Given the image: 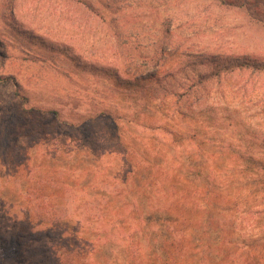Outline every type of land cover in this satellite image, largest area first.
<instances>
[{
	"label": "rangeland",
	"instance_id": "obj_1",
	"mask_svg": "<svg viewBox=\"0 0 264 264\" xmlns=\"http://www.w3.org/2000/svg\"><path fill=\"white\" fill-rule=\"evenodd\" d=\"M246 62L261 69L236 67L193 86L198 72ZM154 73L156 82L147 79ZM158 87L189 93L180 111L175 97L153 94ZM123 151L136 162L147 156L143 166L162 173L141 204L175 216L159 207L180 202L171 190L179 171L176 182L185 179L193 195L198 187L220 192L217 208L204 213L215 241L226 228L223 246L241 249V229H251L258 261L264 215H253L264 209V176L246 171L251 153L264 157V0H0V264H58L13 237L15 223L28 211L35 219L37 202L67 204L76 216L80 203L115 198L96 195L103 178L89 179L95 155ZM103 163L114 175L131 167L113 156ZM41 185L43 194L34 191ZM233 204L248 211L233 213Z\"/></svg>",
	"mask_w": 264,
	"mask_h": 264
},
{
	"label": "trees",
	"instance_id": "obj_2",
	"mask_svg": "<svg viewBox=\"0 0 264 264\" xmlns=\"http://www.w3.org/2000/svg\"><path fill=\"white\" fill-rule=\"evenodd\" d=\"M244 66L251 67L255 71L261 69L257 63L249 65L246 62L240 65L226 66L225 70H218L210 75L198 72L194 78H190L194 80L193 86H199L206 81L220 78L222 74L233 72L236 67L243 69ZM173 77V73L165 75V79ZM147 79L156 82L157 75L151 74ZM157 93H162V98L175 97V104L179 111V107L183 105V100L189 94L188 92L172 93L160 87L153 90V94L159 96ZM180 139L183 140V138ZM165 143L167 141L163 140L159 144L160 146L163 145L161 147L163 150L166 149ZM120 144L122 147L127 145L126 139L121 138ZM129 152L103 153L94 157L97 170L92 172L89 180L94 182L96 179L103 178L95 186L96 195H101V192L113 193L115 198L106 199L108 200L106 202L95 199L89 203H80L77 210L82 213L76 216L69 212L72 205L67 210V204L64 206L59 203L46 204L41 202L40 204L37 202V217L33 219L32 211H28L30 216L23 217L15 223L19 228L13 231V237L32 242L31 252L36 256L38 254L35 248L39 249L38 247L44 250L45 254L51 253V259L58 260V264H264V249L260 248L256 250L258 261H251V229L249 231L246 227L241 229L242 232H247L246 241L242 242L241 249H237L236 246H223V244L231 242L229 231L226 228L223 233L217 236L219 240L215 241L216 235L213 234L215 227L212 220L209 223L205 222L204 213L217 208V202L220 203L217 201L221 196L220 192L212 190L207 193L204 191V187H198L196 195H193L186 189L185 179L176 182L177 177H182L178 175L179 171H175L173 174L175 183L171 186V190L176 196L178 192L181 193L179 196L181 203L178 202L173 205L165 203L159 207V210H164V212L167 210L174 211L175 216L169 214L163 216L164 214L161 213L162 216H159L158 208L152 210L156 208L152 202L146 201L145 205L141 204L140 195L146 193L145 187L151 186V180L159 181L162 173L156 167L145 168L143 166L148 160L147 156L142 155L140 161H138L140 159L138 157L136 162L133 157L135 152ZM109 156H113V159L117 160L120 165L128 164L131 166L127 174L123 175L124 170L121 168L117 172L118 174L110 173L103 163L104 158ZM263 159H258L257 155L251 153V172L247 170L246 174H251V177L256 175L257 178L259 175L264 176ZM99 162L103 165L98 166ZM175 166L176 164H174ZM77 171L83 172L84 170L78 169ZM196 174L200 176L195 173L193 178L197 176ZM247 175L243 171L237 173L238 177H246ZM132 177L134 180L129 187L130 182L128 184L127 182ZM82 178L81 173L80 179ZM138 179L143 180L140 182ZM141 183H145L144 186H141ZM89 185L90 183L84 188ZM34 191L43 194V186H37ZM130 191H134L132 198H125V195H128ZM255 193L253 192V194ZM233 205L232 212H237V210L248 211ZM20 207L24 209V205ZM50 209L51 212L47 211ZM254 214V217L264 215V209ZM197 215L199 216L195 223L198 225H194ZM220 222V219L216 220L215 225H219ZM84 226L87 228L91 226V232L88 233L83 229ZM105 244L106 251L102 249V245ZM263 246L264 243H261L259 247L262 248ZM11 252H13L12 247ZM10 256H13V253H10Z\"/></svg>",
	"mask_w": 264,
	"mask_h": 264
}]
</instances>
